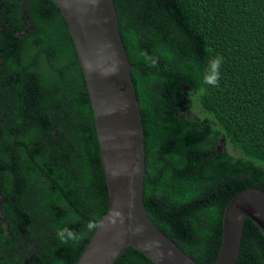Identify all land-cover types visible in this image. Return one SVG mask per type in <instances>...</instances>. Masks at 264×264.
<instances>
[{"label": "trees", "instance_id": "1", "mask_svg": "<svg viewBox=\"0 0 264 264\" xmlns=\"http://www.w3.org/2000/svg\"><path fill=\"white\" fill-rule=\"evenodd\" d=\"M113 1L142 120L146 211L193 261L214 264L228 202L264 191V0ZM217 56L214 87L204 79ZM0 196V264H76L107 210L87 87L50 0H0ZM65 227L80 238L62 242ZM114 264L152 263L128 248ZM237 264H264L248 219Z\"/></svg>", "mask_w": 264, "mask_h": 264}, {"label": "water", "instance_id": "2", "mask_svg": "<svg viewBox=\"0 0 264 264\" xmlns=\"http://www.w3.org/2000/svg\"><path fill=\"white\" fill-rule=\"evenodd\" d=\"M50 1L63 17L85 80L108 195L106 213L76 264H114L128 248L152 264H197L156 227L145 208L142 120L114 1ZM247 219L264 238V191L247 188L228 202L214 264L238 263Z\"/></svg>", "mask_w": 264, "mask_h": 264}, {"label": "clouds", "instance_id": "3", "mask_svg": "<svg viewBox=\"0 0 264 264\" xmlns=\"http://www.w3.org/2000/svg\"><path fill=\"white\" fill-rule=\"evenodd\" d=\"M222 62H223V58L219 56L210 60L208 74L205 76V79H204V82L206 84H210L214 87L218 85L219 79H220L219 68ZM94 226L95 225L92 224L91 222L88 224L89 229L93 228ZM56 235L62 242H65V243L68 240L75 241L80 238L79 234H77L71 229H68L67 227L57 229Z\"/></svg>", "mask_w": 264, "mask_h": 264}, {"label": "rangeland", "instance_id": "4", "mask_svg": "<svg viewBox=\"0 0 264 264\" xmlns=\"http://www.w3.org/2000/svg\"><path fill=\"white\" fill-rule=\"evenodd\" d=\"M228 150L230 151V150H231V148L229 147V148H228Z\"/></svg>", "mask_w": 264, "mask_h": 264}]
</instances>
